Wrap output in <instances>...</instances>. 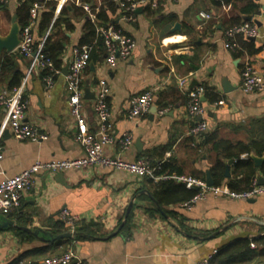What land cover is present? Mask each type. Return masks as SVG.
I'll use <instances>...</instances> for the list:
<instances>
[{
  "label": "crops",
  "instance_id": "0c3cea01",
  "mask_svg": "<svg viewBox=\"0 0 264 264\" xmlns=\"http://www.w3.org/2000/svg\"><path fill=\"white\" fill-rule=\"evenodd\" d=\"M0 1L6 4L5 8L0 7V34H5L18 0ZM217 1L160 0L154 10L148 5L138 7L135 15H129V20H124L120 11L113 14L115 23L134 39L136 48L129 59L118 61L113 69L105 64V54L96 62L89 61L82 72V83L83 89L88 88L91 93L98 79H105L110 86L108 102L114 131L116 134L130 132L133 136L129 150L124 153L128 160L136 161L149 154L153 162L160 164L173 158L183 170L182 175L196 178L209 169L215 154L203 152L197 147L198 140L189 134L190 126L199 117L188 113L186 94L197 86L212 87L223 100L222 105L213 106L214 102L208 101L203 93L202 103L208 110L204 117L207 132H216L230 140H244L251 128L249 121L264 118V92L245 94L239 87L240 71L245 63L264 72L261 48L264 0H232L228 4ZM70 3L81 8L79 0H57L52 21L43 33L38 30L35 22L38 18H35L32 22L34 41L40 43L47 33L49 35L52 23ZM34 4L38 5L37 17L45 6ZM81 10L95 22V16L91 18ZM71 14L74 29L62 34L66 41L62 66L70 59L72 49L78 46L85 23L84 16ZM248 17L259 23L256 25L260 37L235 39L236 46L224 47L222 32L249 21ZM175 23L180 24L179 29H173ZM14 53L17 54L16 69L21 74L19 86L23 83L20 100L28 103L25 121L48 137L41 141L16 139L5 125V112L0 109L3 149L0 181L38 160L73 159L83 155L68 112L66 75L60 72L52 78L50 88H46L40 71L23 82L29 60L17 49ZM183 77L188 83L180 87L177 79ZM223 77L235 87L228 93H224L220 85ZM9 79L0 78V90L13 94V89H8ZM152 87H159L154 100L157 113L152 118L148 112L130 119L131 98ZM92 99L85 102V113L94 130ZM163 105L165 108H161ZM164 109L167 111L161 113ZM116 151L117 146L106 149L109 155ZM260 177L264 178L259 174L257 178ZM148 179L101 166L40 171L34 175L31 189L22 193L19 207L9 215L0 212V218L5 216L18 226L33 231L43 229L56 235L69 232L60 217L61 211L68 209L79 218L75 227L86 225L93 235L75 243L72 239L65 243L74 233L70 238L48 242L16 227L23 232L18 234L13 231L15 227H10L0 231V264H39L45 257L69 250L75 253L79 264H195L214 249L219 252L237 239L264 236V194L252 200L208 195L190 207L163 206L152 197V183ZM145 208L156 211L149 214ZM130 211L131 219L124 226ZM225 226L227 228L221 230ZM217 231L220 232L215 233ZM77 260L71 264H76ZM231 264H264V257L254 256Z\"/></svg>",
  "mask_w": 264,
  "mask_h": 264
},
{
  "label": "built area",
  "instance_id": "2783aa9c",
  "mask_svg": "<svg viewBox=\"0 0 264 264\" xmlns=\"http://www.w3.org/2000/svg\"><path fill=\"white\" fill-rule=\"evenodd\" d=\"M121 8L124 9L122 18L129 20L130 16L126 12H133L142 5H148L151 9H157L160 0H118ZM177 1V0H172ZM80 7L86 11L91 18H94L92 8L88 3H78ZM38 5L30 9L31 22L23 27L20 31V42L18 44V52L29 60L27 71L24 77L25 82L32 73L41 71L44 68L52 69L51 62L46 59L42 53V46L47 37H43L42 41L34 46V37L32 33V22L36 18V10ZM208 17V15H205ZM97 31L103 38L104 45V62L113 69L118 61L129 59L135 48L136 42L128 35L119 24H110L106 27H98ZM238 36L245 38H259L260 32L256 23L252 21H244L243 23L233 25L222 32V40L224 47L233 48L236 46L235 39ZM264 50V44L262 45ZM90 47L83 45L74 47L71 51L69 59L68 72L65 76L66 88L68 91V112L75 125V140L80 144L83 155L73 159H52L48 161H35L28 168L20 173L7 177L0 181V212L3 215H9L11 211L17 209L21 202V196L24 191L31 189L33 185V177L40 171L56 172L60 170L82 169L92 166H101L113 170H120L125 173L138 177H149L156 181L166 179L167 176H155V168L151 166L149 159L140 158L136 161H130L125 158L124 153L129 150L133 136L130 132L116 134L113 127L111 108L108 102L111 88L105 79H98L94 84L93 99L91 110L94 114V130H91L90 124L87 122L85 113L84 89L82 83L83 69L90 61ZM59 74V71H54ZM53 76L49 75L44 78L46 88H50L53 84ZM188 83L187 78H178L177 85L180 87ZM241 91L245 94L264 92V72L256 69L251 63H245L240 71ZM22 85L13 89L11 94L6 89L0 90V109L5 112V125L10 133L19 140L41 141L47 139V134L41 133L38 127L25 121V115L28 103L20 100ZM159 87H152L144 90L130 100L129 118L137 119L149 112L154 103L155 93ZM203 86H197L189 90L186 94V109L188 113L195 117H201L196 120L189 128V134L198 139L202 134L207 132V122L204 117L207 108L203 105L201 97L203 96ZM223 100L219 99L213 103V106L222 105ZM167 109L160 111L166 112ZM117 146L114 155L106 153L107 148ZM242 158H247L244 154ZM3 158V149L0 146V160ZM176 182L182 183L186 188L197 187V192L193 197L182 203L184 207H190L192 204L204 200L208 195L214 197L227 196L231 199H252L258 195L264 194V178L261 184L258 178H254L248 189L244 191H232L227 185L207 186L205 180L190 175H173L171 176ZM60 217L67 226L69 232L74 233L78 217L71 214L68 209H63ZM74 243L76 240H73ZM250 247L254 248L255 244L250 242ZM218 252L214 249L209 255L196 262L195 264H211L214 255ZM77 256L71 250L61 254L45 257L39 264H71ZM76 264H79L77 260Z\"/></svg>",
  "mask_w": 264,
  "mask_h": 264
},
{
  "label": "trees",
  "instance_id": "16d2710c",
  "mask_svg": "<svg viewBox=\"0 0 264 264\" xmlns=\"http://www.w3.org/2000/svg\"><path fill=\"white\" fill-rule=\"evenodd\" d=\"M81 3H88L92 8V12L95 16V22H93L81 8L74 3H70L64 6L59 16L52 23V27L49 35L46 37L42 46V53L46 59L52 64V69L44 68L40 71L39 76L44 79L46 76L52 75L56 77L54 71L61 72L63 63V52L66 46L65 37L62 35L65 31H72L74 25L72 23V14L84 16L85 23L83 26V33L78 42V46L86 45L90 47V61L96 62L104 54L103 38L97 31L98 27H106L110 24H115L113 14L120 11V15L124 14V9L120 7L118 0H79ZM218 4H228L232 0H218ZM34 3L44 4L43 9L39 15H37L35 22L37 23L38 30L43 33L49 26L53 18V11L55 9L57 0H18V5L15 9L17 20L21 27L31 22L30 9ZM5 3H1L0 7L5 8ZM127 15H135V11L126 12ZM243 23V22H241ZM240 24V23H238ZM237 25V24H235ZM244 39L243 36L236 37L237 40ZM246 39V38H245ZM247 40V39H246ZM250 42V41H247ZM38 42L34 41L36 47ZM16 53H3L0 58V78H9L8 89H14L19 86L21 74L16 69ZM5 76V77H4ZM4 77V78H3ZM204 96L210 102H215L221 99V97L215 93L212 87L203 85ZM187 99V97H186ZM187 101V100H186ZM161 108H165L164 105ZM250 130L248 136L244 140H230L225 137L219 136L216 132H206L202 134L197 140V147L203 149V152H211L215 154V159L209 167L211 177L213 178L214 185L220 186L226 184L232 191H244L249 188L251 181L257 178L259 174L264 176V161L260 167H256L253 161L248 157L249 154H255L257 156H264V118L251 120L248 123ZM246 154L247 158L241 156ZM144 158L149 159L151 166L155 168V176H167L168 178L160 181H153L148 179L149 183H152L151 194L152 197L160 205H179L190 200L197 192L194 188H186L184 184L176 182L171 176L182 175L183 170L176 164V160L173 158L167 159L164 162L157 164L151 160V156L146 154ZM232 159L231 171L228 177L225 176V164L226 161ZM197 178L205 179V172H201L197 175ZM150 214L152 211H156L145 208ZM132 211L129 212L124 226L127 225L131 219ZM13 231L18 234L23 233L17 228ZM93 235L92 231L88 230V226L79 225L75 227L74 236L70 239H66L65 243H69L72 240H80L86 236ZM250 242L255 244L254 248L250 247ZM264 257V236L258 238H241L236 241L225 245L218 254L212 259L211 264H231L238 261L249 260L252 257ZM36 264V263H35Z\"/></svg>",
  "mask_w": 264,
  "mask_h": 264
},
{
  "label": "water",
  "instance_id": "95a60500",
  "mask_svg": "<svg viewBox=\"0 0 264 264\" xmlns=\"http://www.w3.org/2000/svg\"><path fill=\"white\" fill-rule=\"evenodd\" d=\"M249 21L251 19V17L247 18ZM259 26V23H256ZM180 28V24L179 23H175L174 28L173 29H179ZM20 31H21V26L19 24V21L17 20V17L15 14H13L11 16L10 19V26L9 29L7 31V33L5 34H0V57L2 56V53L5 52L7 54L14 52L17 47L18 44L20 42ZM250 39H255L253 37H250ZM91 67L93 68V63H90ZM68 66H69V60H66L65 64L62 66L61 68V73L63 75H66L68 72ZM221 87L224 93H228L230 91H232L235 87H233L229 81L223 77L221 78ZM84 98L85 99H91L94 97L93 93H91L89 91L88 88L84 89ZM204 96L201 97V100H204ZM158 107L156 106V104L152 103L150 110H149V116L150 118H152L156 113H157ZM201 117H199L200 119ZM254 163V165L256 167H260L262 162L264 161V156H257L255 154H249L248 156ZM233 163L232 159H229L226 161L225 164V176L228 177L230 175V165ZM205 183L207 186H212L214 185V181L213 178L211 177L210 171L206 170L205 171ZM263 182V178L260 177L258 178V183L261 184ZM194 189L197 190V187H193ZM252 200V199H251ZM132 204V201L129 203L128 208H127V212L130 208ZM155 204L157 205V207L159 208L157 202H155ZM160 209V208H159ZM10 227H18L20 230H23L25 232H27L28 234L41 239L43 241H48V242H53L59 239H65V238H70L71 236H73V233L71 232H65V233H61V234H56L53 235L52 233L43 230V229H39V230H31L27 227H23V226H18L15 224L14 221L8 219L5 216H2L0 218V231L4 230V229H8ZM227 226L223 227L221 230L226 229ZM220 231H217L215 233H219ZM41 234V235H40ZM77 259H74V261H76Z\"/></svg>",
  "mask_w": 264,
  "mask_h": 264
},
{
  "label": "rangeland",
  "instance_id": "374dc122",
  "mask_svg": "<svg viewBox=\"0 0 264 264\" xmlns=\"http://www.w3.org/2000/svg\"><path fill=\"white\" fill-rule=\"evenodd\" d=\"M7 23H9L8 19H7Z\"/></svg>",
  "mask_w": 264,
  "mask_h": 264
}]
</instances>
